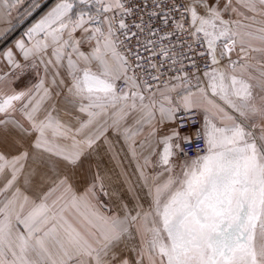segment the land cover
I'll return each mask as SVG.
<instances>
[{"label":"snow or ice","instance_id":"6c2138e0","mask_svg":"<svg viewBox=\"0 0 264 264\" xmlns=\"http://www.w3.org/2000/svg\"><path fill=\"white\" fill-rule=\"evenodd\" d=\"M0 41V264H264V0H0Z\"/></svg>","mask_w":264,"mask_h":264},{"label":"crops","instance_id":"0c3cea01","mask_svg":"<svg viewBox=\"0 0 264 264\" xmlns=\"http://www.w3.org/2000/svg\"><path fill=\"white\" fill-rule=\"evenodd\" d=\"M43 2L47 3L49 6H51V3L53 2V0H43ZM27 25H24L23 27H18V30L13 34V37L12 39H15V38H19L20 35L22 34L23 30H24V27H26ZM4 41H0V46H3L4 45ZM8 43H11V40L8 41Z\"/></svg>","mask_w":264,"mask_h":264}]
</instances>
